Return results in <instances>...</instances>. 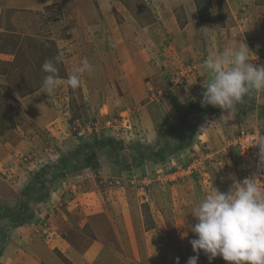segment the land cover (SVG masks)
Instances as JSON below:
<instances>
[{
	"label": "rangeland",
	"instance_id": "374dc122",
	"mask_svg": "<svg viewBox=\"0 0 264 264\" xmlns=\"http://www.w3.org/2000/svg\"><path fill=\"white\" fill-rule=\"evenodd\" d=\"M13 3L0 6V140L14 134L0 142V213L5 207L19 212L29 190L40 187V175L50 195L43 203L29 202L33 217L24 223L10 214L0 219V264H23L15 262V253L27 255L39 240L66 264L54 242L69 232L100 241L97 255L80 264H176L177 258L187 264L196 255L190 243L196 237L188 228L196 223L192 209L215 187L227 192L233 177L251 172L253 157L242 155V133H264V121L257 113L241 116L236 104L222 114L194 111L186 119L196 130L189 149L161 164L143 160L144 171L129 174L123 167L133 165L134 156L141 159L130 149L143 140L137 109L151 99L169 100L148 90L152 81L167 89L153 77L164 63L179 61L172 96L183 95L187 106L210 79L202 69L210 52L246 44L250 62L264 66V0H61L40 11L10 7ZM84 59L93 71L73 90L67 78ZM47 60L61 79L51 96L41 92ZM136 88L150 98L140 99L139 92L135 103ZM252 94L264 106V90ZM105 139L126 147L117 155L120 167L112 163V151L103 149L98 151L103 167L70 173L83 159L71 160L77 146ZM125 211L133 222L123 219ZM10 235L19 243L10 244ZM5 250L12 257L8 262ZM28 260L24 264H34ZM198 264H210L203 250ZM211 264L229 262L216 257Z\"/></svg>",
	"mask_w": 264,
	"mask_h": 264
},
{
	"label": "clouds",
	"instance_id": "9594fccd",
	"mask_svg": "<svg viewBox=\"0 0 264 264\" xmlns=\"http://www.w3.org/2000/svg\"><path fill=\"white\" fill-rule=\"evenodd\" d=\"M246 44L236 48L226 47L219 53L210 52L202 62V69L209 78L202 84L201 104L212 105L225 111L252 92L264 90V66L250 62ZM63 54L55 57L57 63ZM45 76L42 93L49 96L61 86L58 68L52 60L42 65ZM93 66L87 59L69 74L67 84L73 89L81 85V76L91 73ZM251 146H258V162L264 164V135L258 136ZM264 174L253 175L233 183L227 192L216 187L196 205L191 214L195 224L189 230L195 234L190 240L196 255L187 264H198L203 250L209 262L222 257L229 264H264ZM184 236L187 233L183 234ZM176 264H179L177 258Z\"/></svg>",
	"mask_w": 264,
	"mask_h": 264
},
{
	"label": "crops",
	"instance_id": "0c3cea01",
	"mask_svg": "<svg viewBox=\"0 0 264 264\" xmlns=\"http://www.w3.org/2000/svg\"><path fill=\"white\" fill-rule=\"evenodd\" d=\"M7 1L9 4H10V1L14 2L13 3L14 5H10V7H14V8L17 7L18 9L24 10V11H40L45 7H51L56 3H60L61 0H0V6ZM99 1H100V3H102L104 0H99ZM147 36H149V35H147ZM178 62L179 61H177V62L175 61V63L171 62L172 64L164 63V66H162L161 70L159 72H157V70H156V73L153 74V77L156 76V79H157L156 81H160L158 85L159 86L162 85L165 88L167 87V89H165L164 92L161 91L162 89L160 90L159 89L160 87L156 86L155 81H152L154 85L149 84L148 90L151 91V93L153 92L154 89L158 90L157 92L160 95L159 96L160 98H162L164 95L167 97H170V98L168 101L165 100L164 102H161V101H158V99H159V97H158L156 100L158 102L156 104L152 103L153 100L151 99V102H149L148 104H143L140 106L139 109H137L139 111V115H140V117H139L140 119L137 117V125H140V126H138L137 129H140L141 132L143 133V134H141V138L143 140L141 142L142 144H138L136 146L143 145L145 147H150L154 151H157L158 149L162 148L163 144L166 141L170 142L171 137L169 135H168L169 137H167L166 134H168L169 131L172 129L171 127H176L178 125L177 123H178L180 118H186V116H187V118H189L190 114H188V107L191 104L194 105V104L200 102V97H201L204 89H202L200 91L201 95L200 94L197 95L196 100L192 101L191 98H188L189 100H187V102H191L189 104V106H187L188 104H185L184 97L181 94H176L177 95L176 97H178V98L173 99L172 93H173V91H175V88L173 86H171V83H172L171 79L173 78L175 80V75H177V74H176V71H174L173 69H175L174 66L177 65ZM163 67H164V69H163ZM139 92H140L139 88H136V90L133 93L135 103L139 102V100L143 97V94L146 95L148 98H150V94L148 91H144V93L142 91V94L140 92V94H141L140 99H138L137 93L139 94ZM185 98H187V97H185ZM194 101H197V102H194ZM214 116H216V115H214ZM9 135L11 136L14 134H6V136L3 139H1L0 142H3V144H5V142H7V140H8L7 137ZM98 136H101V134H97V137ZM144 140L147 141L148 143L144 142ZM160 141H163L162 145L158 146L157 149H155L153 147V145L160 142ZM11 143L12 142L10 141V144ZM20 145H22V144H20ZM6 146H7V144H6ZM134 147L135 146H131L130 149L135 151ZM182 152H184V151H182ZM182 152H179V153H182ZM179 153H176V155ZM133 158H137V157L134 156ZM99 163L102 166V165H104L103 163H105V161L104 160L102 161L99 159ZM158 163L161 164L162 162L157 161L156 164H158ZM110 166H111V170H116V168H117V167H114L112 164H110ZM144 168L145 167L143 166V169ZM143 169L132 167L129 170V174H130L131 170H132V172H134V171L135 172H137V171L142 172ZM86 170H89V169H86ZM107 172H108V170L106 171V173ZM115 174H117V172H115ZM66 179H68V177ZM0 193H2V192H0ZM1 198H2V195L0 196V201H1ZM57 198H58V196H57ZM10 209L13 211L12 208H10ZM132 215L133 214H130V217H127L126 211H125L123 214V219L127 220V218H130V221H132L135 218ZM120 220L121 219H119V221ZM119 221H118V223H119ZM60 225H61V223H60ZM60 225H57L56 228H59ZM26 227H24V228H26ZM14 228L19 229L20 226L14 227ZM20 229H22V228H20ZM58 231H60L63 234L66 233V231L62 228L58 229ZM55 233L56 232H53L51 235L53 237V239H54L53 234H55ZM97 233H98V231H97ZM101 233L102 232L100 231L99 234H101ZM15 235H18V230H17V232H15ZM100 237H102V236H100ZM9 238H11L10 244H12L14 241L16 242V244L19 243L17 239L14 240L12 235H10ZM42 244L43 243L41 240H39V244L35 243L34 246L32 244L29 247L30 252L27 255L24 253L26 258L24 257V255H21V254L18 255V253H15V257L17 258V260L15 262H17V261L22 262L23 261V264H24L25 259L26 260L29 259L34 264H61V261L57 258V256L52 254L51 249L53 247L52 246H42ZM54 244H56V246L64 253V255L67 257V259L69 261H71L73 264H80L79 262H81V263L84 262L85 256H86V259L88 257L94 258L97 255V253L99 252V249H101V248H99L100 247L99 246L100 241L99 242L94 241V240L89 239L87 237L84 238L82 235H78V233L74 234L72 232L68 233V237H66V238L62 237L59 239V242L55 241ZM16 249L19 250L18 246H16ZM81 251H82V253L84 251L85 255H84V253L81 255ZM6 252H8V251L5 250V256L3 259L6 260L5 262H8L7 260H11L12 257H11V255H9V253L7 255ZM80 259H82V261H80Z\"/></svg>",
	"mask_w": 264,
	"mask_h": 264
},
{
	"label": "trees",
	"instance_id": "16d2710c",
	"mask_svg": "<svg viewBox=\"0 0 264 264\" xmlns=\"http://www.w3.org/2000/svg\"><path fill=\"white\" fill-rule=\"evenodd\" d=\"M252 93L245 96L241 102L236 103L239 113L241 114V116H247L250 114L257 113L258 118L264 121V106H258L255 104V97L254 94ZM201 100H202V95L200 97L199 103H196L189 107L188 114L194 111H199L202 114L213 115L220 113L222 114L228 111V110L225 111L216 106H212L210 104L203 106L201 104ZM186 119L187 116L184 119L182 118L178 122V125L169 131L168 133L170 134L169 136L171 138L172 137L174 138L172 142L166 141L163 144V147L157 151H154L150 147H145L143 145L135 146L134 149L137 152V154H139L141 159L139 160V158H134L133 165L128 167H123V166L122 167L127 168L129 170L132 167L142 168L144 166L142 162L143 160L155 159L158 162H163L167 156L174 155L176 153L188 149L191 146L193 139L195 138V128L189 126L188 125L189 123L186 122ZM103 149H109L110 152L112 151L111 152L112 163L120 167L121 165H119L118 163L117 155L118 153L125 150V148L121 143L116 142L115 140L105 139L103 141L98 140L94 142L92 145H89L87 143L80 144V146L77 147V149L71 154L70 157H72L71 160L72 159L75 160L80 157H82L83 159L81 160V162H79L78 166L71 169L70 173L72 172L76 173L84 169H92V170L98 169L100 165L98 151H101ZM68 174H69L68 172L60 173L58 175H55L54 178H65ZM39 177L41 179L39 178L37 182L38 184H40V187L38 188L37 186H33L29 190V194L27 196L26 202L21 206L20 211L15 213L10 208L5 207L3 208L4 212L0 213V219H3L6 217L7 214H10L14 219L18 221L20 220L21 222L24 223L25 219L28 218L31 219L33 217V212L30 210L28 205L29 202L34 201L36 203H43L49 199V195H50L49 189L46 186L44 178H42L41 175ZM57 253L61 256V258L66 264H72L67 258L63 257L62 254H60L59 252Z\"/></svg>",
	"mask_w": 264,
	"mask_h": 264
},
{
	"label": "built area",
	"instance_id": "2783aa9c",
	"mask_svg": "<svg viewBox=\"0 0 264 264\" xmlns=\"http://www.w3.org/2000/svg\"><path fill=\"white\" fill-rule=\"evenodd\" d=\"M264 135V133H260L259 129H255L253 132L249 133L245 131L242 133V142L241 144L244 145L242 149V155L246 153L247 155H252L253 157V167L251 168V172H242L240 174V179L243 180L246 177H251L253 175L260 176L261 174H264V164H260L258 162V156L257 153L259 152L258 146H251L253 141L257 139L258 136ZM240 139V138H239ZM264 183V182H262Z\"/></svg>",
	"mask_w": 264,
	"mask_h": 264
}]
</instances>
